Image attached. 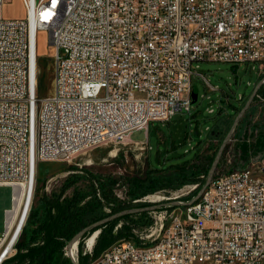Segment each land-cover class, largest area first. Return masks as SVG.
<instances>
[{
    "label": "built area",
    "instance_id": "1",
    "mask_svg": "<svg viewBox=\"0 0 264 264\" xmlns=\"http://www.w3.org/2000/svg\"><path fill=\"white\" fill-rule=\"evenodd\" d=\"M6 1L0 0V187L13 189V202L0 264L16 255L28 218L25 209L16 231L18 218L9 228L16 188L34 192L41 163L123 142L152 122L191 112L196 62L264 65V0H22L24 19H6ZM40 31L54 50L48 98L34 81ZM252 164L258 172L217 174L199 199L202 208L167 209L146 236L150 242L123 238L122 248L100 255L101 264H258L264 159ZM198 187L186 186L187 195L174 199ZM73 249L65 255L80 264L78 244Z\"/></svg>",
    "mask_w": 264,
    "mask_h": 264
},
{
    "label": "rangeland",
    "instance_id": "2",
    "mask_svg": "<svg viewBox=\"0 0 264 264\" xmlns=\"http://www.w3.org/2000/svg\"><path fill=\"white\" fill-rule=\"evenodd\" d=\"M3 15L6 19L26 18L23 1L7 0ZM37 55L39 93L42 97H48L54 93L55 76L54 50L49 44L48 32L40 31L38 34ZM192 69V83L198 100L192 104L191 112H179L169 122H152L148 130L136 131L123 142L109 141L82 154L40 164L32 204L23 229L27 240L36 233L38 221L45 215V197L62 195V200L82 207L96 196L101 199V193L106 192L112 200V206L127 204L131 199V182L144 179L165 184L163 190L153 194L165 199L158 202L147 200L145 203H164L168 208L173 206L172 202L179 200L174 197L187 195L185 187L193 184L192 181L201 182L204 187L209 176L206 171L210 160L219 147L218 137L224 130L231 129L236 119L230 112L253 93L259 77L264 84V65L203 61L194 63ZM213 130L218 136L209 139ZM262 159L264 86L259 88L250 108L237 125L229 142L228 153L214 177L230 170L246 169ZM184 165L192 168V172L186 175L180 172ZM183 180L190 183L180 187ZM12 195L11 187H0V236L5 229V211L12 206ZM142 200L136 202H144ZM188 202L191 201L184 203ZM110 208L106 207L107 213H110ZM173 209H168L169 213ZM166 210L132 214L117 223L114 233L125 225L131 229L132 235L123 238L138 241L142 236L144 242H150L151 239L146 236ZM86 240L82 243L83 252H89ZM9 260L5 264H12Z\"/></svg>",
    "mask_w": 264,
    "mask_h": 264
},
{
    "label": "trees",
    "instance_id": "3",
    "mask_svg": "<svg viewBox=\"0 0 264 264\" xmlns=\"http://www.w3.org/2000/svg\"><path fill=\"white\" fill-rule=\"evenodd\" d=\"M262 80L263 79L259 77L257 84H255V87H257ZM263 86L264 84L261 86V88ZM251 95L248 96L247 100L242 105H239L237 108H233V112H230L233 118H236L238 116V114L244 108ZM229 131L230 128L224 130V132L219 135V147L215 152L216 154L220 148V145L228 135ZM216 136L218 135L217 133H214L213 130L210 134L209 139H216ZM228 148L229 143L226 146L225 151L223 152L222 158L218 165V169L221 167L222 160L228 153ZM216 154L214 155L213 159L210 160L208 170L206 171L207 174L210 173L209 170L211 167V163L215 159ZM188 162H186V164ZM251 165L249 167H251ZM180 172H184V174L186 175L192 172V168L188 167L187 165H184L180 169ZM187 182L190 183V181L188 180H183L179 184L180 187H183ZM191 183L199 184L198 189L192 194H190L188 197L181 198L178 201H192L203 188L201 182L192 181ZM164 185V182L135 179L131 182L130 201L127 204L113 206L112 200L109 198V195H107L106 192L101 193V199L96 196L94 200L88 202L87 204H85V206L82 207H77L75 204H72L69 200H62V195L45 197V215L41 220L38 221L37 229L35 230L36 233H34V235L29 240H27L26 232L23 231L17 244V253L14 258L9 260V263L73 264L72 260L65 255V249L67 248L69 242L78 233H80L86 227L92 226L94 223L118 212L150 206V203L136 201L142 200L143 198L149 195H153L156 192L163 190ZM106 207H111L110 213L106 212ZM175 207L176 206H170L167 208L165 205L160 209H171ZM33 217L34 214L29 217L30 220H32ZM129 217L130 215L123 216L121 218L108 222L100 227L101 233L99 234L96 244L94 246L93 255L91 259H89L91 256L90 254L83 255L82 243L96 230L91 229L89 233L86 234L78 243V249L80 253V264H89V262H91L92 260L99 258L100 255L116 241L122 239L123 237L131 236V229L125 225H122V228L119 229L116 234L114 233V228L117 223L119 221L126 220Z\"/></svg>",
    "mask_w": 264,
    "mask_h": 264
},
{
    "label": "water",
    "instance_id": "4",
    "mask_svg": "<svg viewBox=\"0 0 264 264\" xmlns=\"http://www.w3.org/2000/svg\"><path fill=\"white\" fill-rule=\"evenodd\" d=\"M263 81H261L258 86L256 87V89L253 91L252 95L250 96L249 100L247 101L246 105L244 106V108L241 110V112L238 114V116L236 117L234 123H233V126L232 128L230 129L228 135L226 136V138L224 139V141L222 142L217 154H216V157L211 165V168H210V173H209V176H208V179L204 185V187L201 189V191L198 193V195L190 202V203H182L180 201H174L172 202L171 204L173 206H181V205H189V204H192L193 202H196L197 200L200 199V197L202 196V194L204 193V191L207 189V187L210 185L212 179L214 178V175H215V172L217 171L218 169V165H219V162L222 158V155H223V152L225 151V148L226 146L228 145V143L231 141L232 139V136H233V133L237 127V125L239 124V121L242 119V117L245 115V113L248 111V109L250 108L254 98L256 97L258 91H259V88L261 87V85L263 84L262 83ZM192 99H193V103H195L197 100H198V95L195 93V91L193 92L192 94ZM163 206H165V204H153V205H150V206H147V207H141V208H136V209H130V210H124V211H121V212H118L116 214H113L107 218H104L96 223H94L92 226H89V227H86L85 229H83L80 233H78L70 242L69 244L67 245V249L69 251H71L73 249V247L75 245H77L79 243V241L86 235L89 233V231L91 229H96L93 233L95 234L96 232L100 234V227L102 225H105L106 223L108 222H111L113 220H116L118 218H121L123 216H126V215H132V214H139V213H143V212H146V211H154V210H158L160 208H162ZM27 212V208H26V211H25V214ZM25 214H24V217L23 219L25 218ZM23 222V220H22Z\"/></svg>",
    "mask_w": 264,
    "mask_h": 264
},
{
    "label": "bare ground",
    "instance_id": "5",
    "mask_svg": "<svg viewBox=\"0 0 264 264\" xmlns=\"http://www.w3.org/2000/svg\"><path fill=\"white\" fill-rule=\"evenodd\" d=\"M41 72V71H40ZM35 89L39 91V67H38V58H37V63H36V70H35ZM54 94V93H53ZM50 95L48 97H52L53 96ZM48 97H43V98H48ZM116 142V141H115ZM259 171V164H252L251 167L248 168V172H258ZM33 189H30V187L25 186V185H19L16 188V193H15V208L14 211L12 212L11 216L8 219V225L9 228H12L13 224L15 223L16 218L17 219V223L16 225H14V232L16 231L18 225L21 222L22 216L24 214V210L27 208V215L29 213L31 204H32V200H33ZM165 199L164 197L161 196H153L150 197V201L152 202H158ZM191 208H202V200H197L196 202H193L191 204ZM13 232V235H14ZM99 236V233H95V234H91L87 240H86V245H87V250L91 251L94 249V246L96 244L97 238ZM124 246V239L112 244L109 248H108V252H115L116 248H122ZM74 252H75V248H74ZM264 262V257L260 258L258 261V264H263ZM89 264H101V258H96L95 260H92L91 262H89Z\"/></svg>",
    "mask_w": 264,
    "mask_h": 264
},
{
    "label": "crops",
    "instance_id": "6",
    "mask_svg": "<svg viewBox=\"0 0 264 264\" xmlns=\"http://www.w3.org/2000/svg\"><path fill=\"white\" fill-rule=\"evenodd\" d=\"M11 208V207H10ZM10 208H8V209H10ZM8 209H6V210H8Z\"/></svg>",
    "mask_w": 264,
    "mask_h": 264
}]
</instances>
